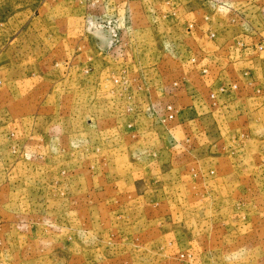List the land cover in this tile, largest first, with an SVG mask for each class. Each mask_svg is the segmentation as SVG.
I'll return each mask as SVG.
<instances>
[{
  "label": "rangeland",
  "instance_id": "374dc122",
  "mask_svg": "<svg viewBox=\"0 0 264 264\" xmlns=\"http://www.w3.org/2000/svg\"><path fill=\"white\" fill-rule=\"evenodd\" d=\"M109 1L0 0L1 53L12 56L0 71V264H264V164L252 160L264 122L248 121L245 101L240 125L229 128L231 109L206 145L155 112L124 111L127 82L110 61L152 66L155 24L135 15L136 46L112 50L84 26L85 13L107 18ZM27 42L49 63L35 49L24 64Z\"/></svg>",
  "mask_w": 264,
  "mask_h": 264
},
{
  "label": "crops",
  "instance_id": "0c3cea01",
  "mask_svg": "<svg viewBox=\"0 0 264 264\" xmlns=\"http://www.w3.org/2000/svg\"><path fill=\"white\" fill-rule=\"evenodd\" d=\"M156 2L152 10L145 7V0H111L108 3L110 15H115L121 27L120 44L112 48L110 41L99 35L112 50L136 46L132 41L134 33L144 32V26L138 24L140 20L144 22L145 18H151L155 24L154 39L150 44L155 50L152 66L144 68L140 60L132 57L126 59L124 55L121 56L122 64L118 57L110 61L113 65L122 66L117 70L122 74L121 77L119 73L109 74L108 79L120 77L127 82L122 94L124 111L136 114L140 121L142 116L146 118L147 112L171 104L175 108L176 118L169 124V133L182 136L184 141L188 136L203 135L201 143L206 145L214 142L211 136H204L206 130L209 134L210 129L221 127L219 122L225 121L224 114L231 109L234 118L230 119L234 123H230L229 128L240 125L241 105L245 101L249 102L248 121L257 122L260 119L264 122L263 109L258 111L257 107L254 108L259 95L264 98V55L257 51L259 43L264 44V28H255L250 23L254 17H264V0H218L217 7L212 10L207 0L201 6L182 0ZM135 4L137 10L133 8ZM87 15L90 13H85L84 17ZM135 15L140 18L137 24L133 21ZM136 43L138 45L144 41ZM12 45L8 50L10 54ZM25 47L24 64L34 62L35 49L39 50L36 52V62L49 63V55L44 53L43 45L31 46V42H27ZM1 49L2 46L0 71L12 63V56L8 59L3 57ZM232 82L240 84V92L220 97L215 103L208 98L209 91ZM252 96L257 98L252 99ZM215 114H221V117L218 115L217 119ZM140 126L141 132L147 129L144 121L139 122L136 129L139 130ZM252 160L254 166L259 162L264 164V150L256 152Z\"/></svg>",
  "mask_w": 264,
  "mask_h": 264
},
{
  "label": "built area",
  "instance_id": "2783aa9c",
  "mask_svg": "<svg viewBox=\"0 0 264 264\" xmlns=\"http://www.w3.org/2000/svg\"><path fill=\"white\" fill-rule=\"evenodd\" d=\"M85 27L88 30H93L95 32H106L112 48L120 44L121 27L115 15L109 14L105 19L93 17L91 14L87 15V18L85 19ZM257 51L259 54L264 55L263 43H259ZM247 86H252V84H248ZM237 92H240V84L232 82L218 87L215 91H209L208 98L215 103L218 98H224L229 96V94ZM153 112L157 113L161 122L165 124L173 122L176 118L175 108L171 104H166L162 108H155Z\"/></svg>",
  "mask_w": 264,
  "mask_h": 264
}]
</instances>
